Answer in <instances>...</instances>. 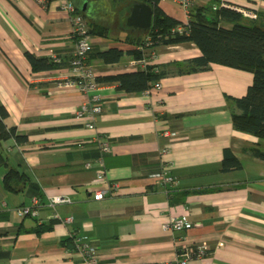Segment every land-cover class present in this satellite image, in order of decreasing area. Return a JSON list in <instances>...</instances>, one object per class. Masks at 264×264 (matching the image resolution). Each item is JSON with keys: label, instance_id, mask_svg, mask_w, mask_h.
Here are the masks:
<instances>
[{"label": "crops", "instance_id": "0c3cea01", "mask_svg": "<svg viewBox=\"0 0 264 264\" xmlns=\"http://www.w3.org/2000/svg\"><path fill=\"white\" fill-rule=\"evenodd\" d=\"M88 27H107L90 34L89 62L95 76L136 71L131 53L146 39L144 29L127 24L132 0H70ZM225 1L264 21V0H200L215 7ZM63 0H0V106L8 126L27 136L0 144L7 164L0 165V264H84L73 234L87 235L98 246L100 264H167L183 246L204 245L206 254L188 264H264V139L236 130L230 97L246 94L250 71L221 64L190 73L175 70V61L201 54L193 42L160 44L152 64L164 71L161 89L128 92L116 81H101L92 94L103 111L90 129L76 113L86 98L78 85L61 83L71 76L75 48L72 20ZM123 6L119 14L117 4ZM169 15L187 19L175 0H161ZM227 27L230 23H225ZM117 47L124 55L107 63L94 54ZM145 51H148L146 48ZM26 52L58 66L36 71ZM174 132L171 137L162 131ZM96 135L108 141L104 155L107 183H118L113 197L95 198L100 156ZM169 147L166 154H161ZM230 148L241 169H221ZM171 163L178 179L170 187L150 177ZM90 162L91 165H86ZM17 190L4 185L10 169ZM71 199L60 204L61 218L48 205L50 196ZM39 198V216L20 217L16 208ZM193 222L183 231L165 229L172 216Z\"/></svg>", "mask_w": 264, "mask_h": 264}, {"label": "trees", "instance_id": "16d2710c", "mask_svg": "<svg viewBox=\"0 0 264 264\" xmlns=\"http://www.w3.org/2000/svg\"><path fill=\"white\" fill-rule=\"evenodd\" d=\"M51 0H46L47 5ZM150 4L153 8L152 26L144 30L146 39L136 42L138 47L131 51L136 59L144 55L139 47L154 48L160 44H176L183 42L195 43L201 51L199 56L183 61H175V70L179 73H190L206 70L212 64H221L250 71L253 74L252 83L245 95L230 97L233 104L232 120L236 130L250 133L259 139H264V21L251 20L242 12L227 6L195 4L188 14V23L183 32L173 31L181 20L166 13L160 6L161 0H132ZM220 2V0H218ZM225 23H230L227 27ZM88 24V23H87ZM88 27V25H87ZM107 27L93 26L87 29L90 34H104ZM150 37V40H147ZM75 39V37H74ZM151 41L149 44L148 42ZM124 55V51L117 47L98 51L95 57L104 62H117ZM26 56L36 71L56 68L58 65L49 58L37 57L26 52ZM71 60V59H70ZM89 62V53L87 55ZM157 65L148 64L146 68L125 72L117 75L97 77L98 82L116 81L118 87L128 92H141L148 89L154 82L160 80L164 71ZM9 115L4 106H0V144L8 139H15L22 143L27 136L17 131L15 126H8L5 119ZM264 158V153L257 152ZM7 164V160L0 150V165ZM242 162L230 148L224 150L221 169L230 171L241 169ZM19 176L16 169L10 168L4 177V185L9 190H17L13 184V177ZM70 240L72 239L69 238ZM73 242V239H72Z\"/></svg>", "mask_w": 264, "mask_h": 264}, {"label": "built area", "instance_id": "2783aa9c", "mask_svg": "<svg viewBox=\"0 0 264 264\" xmlns=\"http://www.w3.org/2000/svg\"><path fill=\"white\" fill-rule=\"evenodd\" d=\"M41 4L44 5L46 0H38ZM179 3L183 10L186 13L187 19H185L183 24L177 25L173 28V31L183 32L185 30V25L188 23V14L191 7L195 4H198L200 0H175ZM222 6H227L234 8L244 15L250 14L248 10L231 5L225 1L221 3ZM63 9L68 11L71 15L72 20V29L71 33L75 37V48L70 60V71L71 76L67 79H63L61 83L65 84H76L80 90L85 93L86 98L80 104L79 109L77 110L76 116L78 119L84 121L86 126L90 129H96V121L103 111V100L98 94H92L91 92L95 90L99 82L96 80L95 71L91 63L87 62V55L90 49V35L87 33V22L84 15L79 12L73 2L70 0H63L61 3ZM147 40H150V37H147ZM151 41L148 42V44ZM143 51L144 55L140 59H135L133 64L135 66H141L146 68L148 64L156 59L157 54L154 48H147L148 51H145V47L139 46ZM161 82H154L148 89L145 91L147 93H152L154 91L161 89ZM163 135L171 137L174 135V132H171L169 129H164L162 131ZM96 141L99 143L100 147V156L97 159V165L99 166L97 171V180L105 182L107 179V170L105 168L104 155L105 153L111 150L110 143L102 137L96 135ZM169 151V147H164L161 150V154H166ZM86 165H91L90 162H87ZM171 163L169 161H163L161 169L157 172L150 174V177L155 180L160 181L165 185L170 187H176L178 185L177 177L171 171ZM119 191L118 183H107L103 186L98 187L94 191L95 198L98 200L113 197ZM71 199L63 195H53L49 197L48 205L54 209L55 218L60 219L62 222L69 223L73 220L72 216H67L64 218L60 217V214L57 210V207L60 204L68 203ZM40 205L39 198H34L32 204L30 205H21L16 208V212L20 217L39 216L38 206ZM193 222L188 219L186 215L172 216L163 224L165 229H170L174 231H183L192 227ZM74 248L80 255L84 264H100L99 258L97 256L98 246L93 243V241L87 235H72ZM206 254V247L204 245H198L196 247L183 246L179 252L176 254L175 258L167 262V264H188V262L194 257H201Z\"/></svg>", "mask_w": 264, "mask_h": 264}, {"label": "water", "instance_id": "95a60500", "mask_svg": "<svg viewBox=\"0 0 264 264\" xmlns=\"http://www.w3.org/2000/svg\"><path fill=\"white\" fill-rule=\"evenodd\" d=\"M153 14V8L150 4L135 1L127 18V24L147 30L152 26Z\"/></svg>", "mask_w": 264, "mask_h": 264}, {"label": "rangeland", "instance_id": "374dc122", "mask_svg": "<svg viewBox=\"0 0 264 264\" xmlns=\"http://www.w3.org/2000/svg\"><path fill=\"white\" fill-rule=\"evenodd\" d=\"M117 8H119V14L122 13L123 6L121 5V3L117 4Z\"/></svg>", "mask_w": 264, "mask_h": 264}]
</instances>
